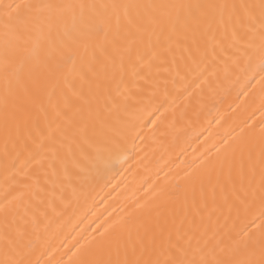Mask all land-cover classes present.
Returning a JSON list of instances; mask_svg holds the SVG:
<instances>
[{
  "label": "bare ground",
  "instance_id": "1",
  "mask_svg": "<svg viewBox=\"0 0 264 264\" xmlns=\"http://www.w3.org/2000/svg\"><path fill=\"white\" fill-rule=\"evenodd\" d=\"M136 262L264 264V0H0V264Z\"/></svg>",
  "mask_w": 264,
  "mask_h": 264
},
{
  "label": "snow or ice",
  "instance_id": "2",
  "mask_svg": "<svg viewBox=\"0 0 264 264\" xmlns=\"http://www.w3.org/2000/svg\"><path fill=\"white\" fill-rule=\"evenodd\" d=\"M9 7H11V6H9ZM18 7V6H17ZM136 264H139V262H136ZM181 264H182V262H181ZM192 264H195V262H192Z\"/></svg>",
  "mask_w": 264,
  "mask_h": 264
}]
</instances>
